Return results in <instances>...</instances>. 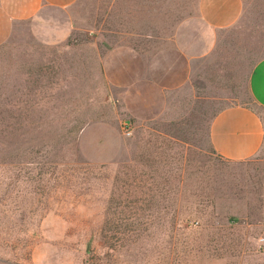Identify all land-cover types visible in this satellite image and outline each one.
<instances>
[{
	"label": "rangeland",
	"instance_id": "rangeland-1",
	"mask_svg": "<svg viewBox=\"0 0 264 264\" xmlns=\"http://www.w3.org/2000/svg\"><path fill=\"white\" fill-rule=\"evenodd\" d=\"M197 2L77 0L58 43L15 23L0 43V264H264V150L227 160L207 134L213 106L251 101L264 0H243L164 95L104 63Z\"/></svg>",
	"mask_w": 264,
	"mask_h": 264
},
{
	"label": "crops",
	"instance_id": "crops-1",
	"mask_svg": "<svg viewBox=\"0 0 264 264\" xmlns=\"http://www.w3.org/2000/svg\"><path fill=\"white\" fill-rule=\"evenodd\" d=\"M76 2L0 0V43L10 36L16 22H28L32 33L43 42L67 39L76 24L73 15ZM242 6L243 0H198L197 14L181 20L170 36L153 38L152 32H146L143 46L136 43H129L126 49L114 46L104 63L109 62L112 79L125 72L138 87L142 81L144 87L158 89L164 95L166 88L180 87L190 80L191 62L207 57L216 45L217 32L237 20ZM246 88L250 102L213 106L208 121L211 150L227 160H246L264 150V54L252 64ZM143 103L148 104L146 94Z\"/></svg>",
	"mask_w": 264,
	"mask_h": 264
},
{
	"label": "built area",
	"instance_id": "built-area-1",
	"mask_svg": "<svg viewBox=\"0 0 264 264\" xmlns=\"http://www.w3.org/2000/svg\"><path fill=\"white\" fill-rule=\"evenodd\" d=\"M124 127L126 128V131H127V133H129V132H130V130H129V128H128V124H127V122H125V125H124Z\"/></svg>",
	"mask_w": 264,
	"mask_h": 264
}]
</instances>
